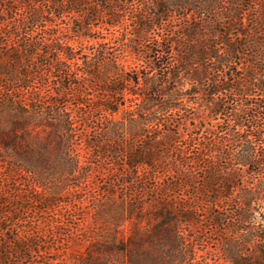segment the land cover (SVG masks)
Wrapping results in <instances>:
<instances>
[{
  "label": "trees",
  "instance_id": "16d2710c",
  "mask_svg": "<svg viewBox=\"0 0 264 264\" xmlns=\"http://www.w3.org/2000/svg\"><path fill=\"white\" fill-rule=\"evenodd\" d=\"M19 1L45 7L50 26L65 20V13L73 18L68 30L44 39V50L29 35L3 31L2 25L18 16L13 6L0 9V77L12 86L4 95L0 84L4 170L32 174L45 193L36 199L42 208L54 205L51 197L64 209L85 202L78 181L91 174L95 162L89 157L120 156L126 167L123 183H134L126 176L150 174L161 191L146 202L134 193L125 195L123 188L105 189L88 225L69 240L70 247L84 249L76 256L71 252L69 259L77 264H264V99L251 93L264 89L259 73L264 72V41L257 39L260 29L245 27L246 0ZM37 16L33 11L18 21H38ZM258 18L256 24H264V11ZM104 29L110 31L87 33ZM248 36L253 38L241 41ZM86 38L94 41V50L81 46ZM237 44L253 48L242 75L231 69ZM45 67L67 72L73 86L86 79L88 88L76 93L77 102L84 104L80 96H88L92 111L77 115L56 109V101L26 93L28 87L13 92L14 84L25 85L30 77L42 81ZM57 87L56 95L65 93L62 83ZM42 101L52 116L36 111ZM204 108L211 119L226 118L205 127V134L188 137L185 127L201 129L196 121ZM82 121L98 127L92 139L80 136ZM50 154L58 172L48 171ZM160 169L163 174L156 175ZM50 173L56 182L46 181L43 175ZM176 189L186 192L170 194ZM25 192L10 202V193L0 189V234L26 208ZM10 204L13 208L5 209ZM227 206H232L228 213ZM203 215L220 243L210 257L207 245L198 246L204 237L194 233ZM54 228L65 233L68 225L55 220ZM34 238L16 235L1 242L0 264L31 261L32 247L40 246Z\"/></svg>",
  "mask_w": 264,
  "mask_h": 264
},
{
  "label": "rangeland",
  "instance_id": "374dc122",
  "mask_svg": "<svg viewBox=\"0 0 264 264\" xmlns=\"http://www.w3.org/2000/svg\"><path fill=\"white\" fill-rule=\"evenodd\" d=\"M245 4L246 10L242 12L245 18L244 20L246 21L245 27L246 29L254 27H257V30L260 29L262 34H260L257 39L263 42L264 24H256V22H260L258 14H261V12L264 11V0H246ZM11 6H13L12 14L17 15L18 18L14 20L10 18L7 22V25H2V30L5 32H9L10 30L11 32L15 33V37L17 35H29L32 40L38 41L40 44L42 43L41 45H45L43 47L44 50L47 49V44L44 42V39H50V33L57 32L58 30H68V22L73 18V15L71 13H65V20H55L54 22H56L58 25L50 26V22L47 21L48 19H50V16L46 18V15L48 14L45 12V7L41 6L40 8H37L36 5L31 2H27L26 4H24L19 0H0V9ZM256 7L258 8L257 10ZM33 11H38V16L36 17L38 21L32 22L31 20L33 18H30V22L29 20H22V22L19 23V19L30 17ZM123 26L128 30V21L124 22ZM108 31L110 30L104 29L103 31L99 32L96 30H91L89 32H86L90 33V35L92 36H97L108 33ZM70 34L73 33L70 32ZM229 36L232 38L237 37L235 32H231ZM250 38L253 37H242L241 41L244 42ZM86 39L87 41H84V44L81 46L85 47L88 50H94L96 48V44L94 43V41L90 40L89 38ZM2 40L6 41L8 40V37L6 35H3ZM11 41L17 43L16 39H12ZM110 45L114 46V43L111 42ZM237 45L238 51L232 54L231 69L237 70L242 75L244 73L243 69L247 65H249L250 60L253 58L251 57L253 48L245 46L244 44ZM79 47L80 46H78L77 48L78 50ZM41 73L42 81L39 77H30L25 85L23 84L18 86L14 84L13 86L15 89L13 90V92L19 94L23 90H25L26 87H28L25 91L26 93H34L35 95L41 94L43 95V99H45V101H56V109L71 110L72 114L77 115H85L89 111H92L93 106L88 103V96L84 94L80 96V99L84 101V104L78 105L77 102L78 100L76 93L79 94L80 92L85 91V87L88 88L86 79H79V83L81 84V86H73L71 83L75 79L65 71H59L58 69L45 67L41 68ZM259 73L264 74L263 71H259ZM6 80L7 79L5 77H0V84L2 85V87L5 86L4 89L0 87L4 95L6 94V92H8L7 89L12 87L6 84ZM42 82L44 83L43 86H41V84H43ZM58 83H62L66 88L65 93L61 95H56L55 93L56 91H58ZM94 83H96V85H99V82L97 81H95ZM96 89L98 88L95 87V90ZM251 93L252 95H256V98L264 99V89L262 91L254 89L253 91H251ZM50 110L51 109L47 107L46 104H44V101H42L39 107L36 108V111L45 117H48V115L49 117L52 116ZM116 115H118V113ZM220 116L221 117L219 119H211L208 111L205 108L201 109L200 118H198V120L196 121L199 125H201V129H189L188 127H185L184 132L188 134V137L190 135H194L195 132L205 134V127H209L211 124H215L218 120H223L226 118L224 115ZM96 127L97 126L93 123L82 121L79 127L82 132L80 136L82 138L84 137V139H92L94 130L98 129V127ZM82 147L83 149L86 148L83 142ZM50 155V160L48 161V171L51 173L54 171L58 172V169H54L57 164L56 160L54 159V154ZM1 160L3 159L0 157V189L3 188L8 191V193H10V198H8L7 200H9L10 202H14L16 201L18 195L20 196V194L24 193V191L28 190L29 193L25 192V200L22 202V205H24L26 208L19 213L18 219L15 218L14 221L8 223L10 224L9 230H7L4 235L0 234V243L4 242L5 239H10L12 237H15L16 235H30L32 237H35L34 239L38 241L40 245L38 248L36 246L32 247V260L28 262L26 261L22 264H77L74 259L73 261H71V259H69V256H71L73 253H75L73 255L76 256V254L82 251L85 246H79L77 244L70 247L69 240L71 239V237H75L76 232H80L86 225H88L89 221L93 217L91 209L92 207H94L96 199L101 200L106 197L104 190L108 187H111L114 191H118L123 188L122 193H126L125 195H128V193H134L137 195L136 197L143 199L146 202L150 201L159 193H161L158 188L156 189L154 187L155 183L151 179L150 174H143L138 177V179L135 177L132 178L131 176H126L125 180L131 181V179H133L134 183H123L124 178L122 177V173L126 171V167L124 166L123 160L120 156L116 157L114 160L109 157H101L96 159L89 157V161L91 160L95 162L91 163V166H89L91 174L83 182L78 181V184L80 185L79 187L81 188V195L85 196L86 198L85 202L82 204L74 203L69 208L64 209L60 205L59 199L51 197L54 205L50 208H42V204L36 202V199L43 198L45 193L39 192V188H36V186L34 185V178L32 177V174L24 170L15 172L10 170L9 168V170H4L3 167L7 164V162L5 161L3 163ZM180 164L188 165L190 164V162L188 161L187 164H183L181 161ZM50 174L43 175L46 181L50 180V183L56 182L57 176L54 174ZM159 174H163L162 169H160L156 173V175ZM74 181H76V178L73 179V182ZM35 189L37 192L35 191ZM177 192L184 193L186 191L182 189H176V193H173L171 191L170 194L178 195ZM49 198V196L46 197L47 201L49 200ZM227 207V210H223L226 213L230 212V208H232V206ZM12 208L13 206L11 204L5 207V209ZM198 213L200 214L203 212ZM55 220H62L68 225L65 233H57L54 228ZM209 223V218L206 217V215L200 216L194 233L204 237V242H202V244L198 246L206 247L205 245H207L206 248L210 250V252H208V256L210 257L214 256L215 252L218 251L217 246L220 248V243L217 242L218 235L214 233L211 234V225Z\"/></svg>",
  "mask_w": 264,
  "mask_h": 264
}]
</instances>
